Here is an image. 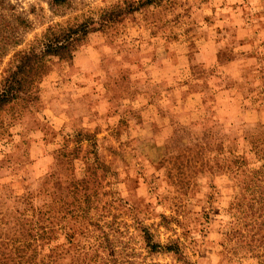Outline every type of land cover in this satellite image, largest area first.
I'll return each instance as SVG.
<instances>
[{"label": "rangeland", "instance_id": "rangeland-1", "mask_svg": "<svg viewBox=\"0 0 264 264\" xmlns=\"http://www.w3.org/2000/svg\"><path fill=\"white\" fill-rule=\"evenodd\" d=\"M122 1L0 0V80ZM0 264H264V0H171L49 61L0 112Z\"/></svg>", "mask_w": 264, "mask_h": 264}, {"label": "trees", "instance_id": "trees-1", "mask_svg": "<svg viewBox=\"0 0 264 264\" xmlns=\"http://www.w3.org/2000/svg\"><path fill=\"white\" fill-rule=\"evenodd\" d=\"M57 6L66 5L68 0H53ZM171 0H123L110 8L100 10L73 23L49 27L28 49L13 55L10 67L0 80V112L17 101L30 103L38 92V84L47 72L51 60L67 61L86 41L89 35L103 32L120 23L128 16L150 7H158ZM148 241V240H147ZM155 251L154 244H149ZM165 251H172L166 247Z\"/></svg>", "mask_w": 264, "mask_h": 264}]
</instances>
